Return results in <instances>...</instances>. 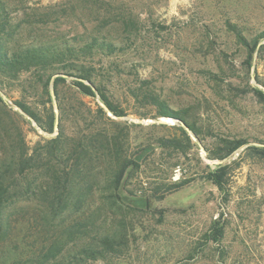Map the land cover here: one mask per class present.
<instances>
[{
  "label": "rangeland",
  "instance_id": "1",
  "mask_svg": "<svg viewBox=\"0 0 264 264\" xmlns=\"http://www.w3.org/2000/svg\"><path fill=\"white\" fill-rule=\"evenodd\" d=\"M22 1L25 10L13 14L20 19L24 18L23 12L39 15L48 8L57 11L61 19L48 28L58 32L64 42L76 34V40H81V33L98 24L87 22L97 14L102 25H106L104 30L114 33L123 28L120 23H111L109 18L123 11L130 13L126 17L137 15L135 17L141 22L137 43L131 45L125 37L120 44L123 53L96 58L101 64L97 65L100 67L98 73L104 76L108 94L124 108L126 118L131 119L125 121L144 126L154 123L151 116L155 110L144 102L142 92L138 90L142 88L143 92L149 90L160 95L174 109L188 107L196 100L201 102L202 123L209 125L214 134L199 143L204 152L217 137L246 141L231 157L222 161L221 165H228L229 169L224 190L220 191L203 179L205 166L214 168L216 163L202 158L198 141L193 139L195 147L189 158L186 151V155L176 162L168 150L151 141L136 146L140 139L137 137L173 134L169 127L160 130L130 127L131 153L140 152L137 156L140 169L131 171L119 190L121 200L132 206L128 246L119 258L85 264H264V160L244 154L248 146L264 144V104L252 92L240 95L231 90L230 95L224 93L222 98L214 95L210 89L212 84H207V77L201 73L208 68L215 70L220 63L241 76L246 70L247 51L234 41L233 36L225 33L224 23L231 21L244 30L247 38H253L264 31V0ZM29 20L27 31L31 34L40 31V24L35 25L37 21L32 18ZM204 25L220 36L211 49L195 43L198 29ZM28 42L23 37L19 44ZM258 46L261 48L256 49L249 71L250 83L254 86H258L256 76L264 83V40L259 41ZM57 76L66 80L59 83L58 90L65 113L69 114L76 105L72 91L68 89L72 78L64 73ZM28 78L35 76L30 74ZM235 78L231 81L237 87L240 79ZM142 81L147 83L140 85ZM261 89L264 91V87ZM28 92L27 103L35 110H42L41 91ZM1 93L8 105H13L12 102L21 96L17 89L8 96ZM205 98L209 106L203 100ZM52 99L54 115L57 108L59 117L58 103L54 96ZM81 100L87 107L95 109L97 100L88 97H81ZM20 114L25 120L21 125L28 146L55 135V132L50 136L43 133L32 119ZM66 118L65 126L70 128L72 119L69 120V115L64 116L63 111V119ZM137 120L144 123H137ZM174 163L177 165L171 168ZM16 221L11 237L0 246V264L20 262L40 248L44 237L41 225L23 219ZM214 221L224 233L217 242L208 239L207 235ZM101 227L103 232L107 225ZM94 236L97 234L93 232L91 237Z\"/></svg>",
  "mask_w": 264,
  "mask_h": 264
},
{
  "label": "trees",
  "instance_id": "2",
  "mask_svg": "<svg viewBox=\"0 0 264 264\" xmlns=\"http://www.w3.org/2000/svg\"><path fill=\"white\" fill-rule=\"evenodd\" d=\"M22 2L15 0L13 4L11 0H0V91L6 96L13 89L21 92L20 99L14 100L13 105L6 104L0 96V246L11 237L16 220L23 219L41 225L44 237L39 250L33 251L31 257L11 264H85L119 258L128 246V224L132 223V206L121 200L119 190L124 178L140 169L137 159L140 152L131 153L129 128L160 130L169 127L173 134L137 137L140 139L136 146L151 141L168 150L176 162L186 151L189 158L195 147L194 137L200 143L214 134L209 125L202 123L201 102L196 100L188 107L174 109L160 95L149 90L143 92L142 88L138 90L144 102L155 110L151 119L172 118L176 123L168 126L154 121L144 126L121 119L127 114L108 94L104 76L98 73L97 65L101 64L96 58L123 53L120 44L125 37L131 45L137 43L141 30L137 15L126 17L130 13L123 11L109 18L111 23H120L123 28L114 33L104 30L106 25H102L97 14L87 22L98 24L81 33V40H76V34L64 42L58 32L48 28L61 19L57 11L48 8L39 15L23 12L24 18L20 19L13 14L25 10ZM30 18L37 21L35 25L40 24V31L33 34L27 31ZM224 28L226 34L246 49V70L237 76L229 66L225 69L219 63L215 70L208 68L201 73L207 77V84H212L210 89L214 95L222 98L224 93L230 95L231 90L240 95L252 92L264 104L261 89L264 83L256 76L258 86H254L249 76L254 53L261 48L258 43L264 40V31L249 39L243 34L244 30L231 21L227 20ZM197 34L195 43L209 49L216 46L220 37L208 30L207 25L198 29ZM23 37L29 41L26 45L19 44ZM59 73L72 78L68 89L76 105L68 110L69 114L65 113L59 97V83L66 81L57 76ZM30 74L35 78H28ZM234 78L240 79L237 87L232 84ZM143 83L147 82L142 81L140 85ZM51 89L59 110L56 127ZM28 90L41 91L42 110H35L27 103ZM81 97L97 100L95 109L87 107ZM206 105L209 106L208 101ZM63 111L64 116L72 119L70 128L65 126L67 118L63 119ZM20 113L32 119L43 133L50 136L55 132V135L28 146L21 125L25 120ZM140 118L146 119L141 115ZM244 144L246 141L242 139L217 137L210 148L205 147L206 159L222 162ZM244 154L264 160V144L248 146ZM228 169V165L216 164L214 168L206 165L203 179L222 191ZM100 224L107 225L105 231H100ZM216 225L214 221L207 235L217 242L224 233L223 228ZM93 232L97 234L94 238L91 237Z\"/></svg>",
  "mask_w": 264,
  "mask_h": 264
},
{
  "label": "water",
  "instance_id": "3",
  "mask_svg": "<svg viewBox=\"0 0 264 264\" xmlns=\"http://www.w3.org/2000/svg\"><path fill=\"white\" fill-rule=\"evenodd\" d=\"M51 93H52V96H53V92H52V89H51ZM0 95H1V97H2V99L3 100H5L6 99V97L0 92ZM102 107L107 111V112H109L108 111V109L104 106V105H102ZM122 120H131V119H129V118H126V117H123V118H121ZM133 121V120H132ZM57 122H58V113H57V108H55V127H56V125H57ZM137 123H144V121H142V120H137L136 121ZM155 123H157V124H172V125H174L175 123H176V120H174V119H172V118H161V119H159V120H157V121H155ZM181 125L183 126V128L188 132V133H191L190 132V130H189V128L185 125V124H183V123H181ZM194 137V136H193ZM194 140H196L195 139V137L193 138ZM198 143V146L201 148V156H202V158L204 159V160H207L206 159V154H205V152H204V150L202 149V147H201V145L199 144V142H197ZM216 164H218V165H220L222 162H219L218 160H215L214 161ZM212 166H213V164H212Z\"/></svg>",
  "mask_w": 264,
  "mask_h": 264
}]
</instances>
